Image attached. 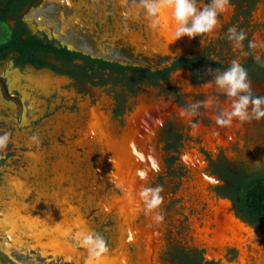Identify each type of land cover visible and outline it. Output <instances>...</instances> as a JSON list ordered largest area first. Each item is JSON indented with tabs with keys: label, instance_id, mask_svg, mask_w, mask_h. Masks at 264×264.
Segmentation results:
<instances>
[{
	"label": "flooded vegetation",
	"instance_id": "flooded-vegetation-1",
	"mask_svg": "<svg viewBox=\"0 0 264 264\" xmlns=\"http://www.w3.org/2000/svg\"><path fill=\"white\" fill-rule=\"evenodd\" d=\"M257 1L259 0H253V6H256ZM250 2L251 0H231L229 8L235 6L238 11H243L244 7L249 6L248 16H252ZM125 11L132 15L125 18ZM136 11L131 6V0L127 5L122 4L121 0H0V135L7 133L9 127L18 129L7 120L11 118L12 110L16 111L18 121L24 119V122L41 112L42 103L50 99L43 89L36 86V79L43 78L46 82L49 81L47 92L51 88L64 89L69 97L74 98L73 105L63 107L60 112L70 117V126L67 129L52 128L60 140L56 148L57 154L59 146L70 142L74 135L87 128L93 115L98 135L91 137L92 141L86 143L85 152L89 154L85 155L82 166L89 164L95 173V167L117 160L127 173L136 165L134 152L138 147L142 148L141 151L149 148L157 151L162 165H166L169 172L171 167L163 159L165 150L172 149L174 154L171 162L172 165H177V169L172 172L177 174V181L172 184V178L166 182L158 176L156 179L150 178L146 185H162V195L168 198L166 201H180L186 195H177V192L187 181L194 180L190 169L181 161L183 155L188 151H196L202 156L206 155V159L210 161V150L206 149L202 136L212 132L225 137L227 130L231 132L234 126L240 125L234 121L231 127L217 126L214 116L221 108H228L230 101L214 85L207 89L200 87L212 79L207 72L209 67L223 70L230 60L226 61L224 58V63V60L215 58L217 53L212 48L202 50L201 44L204 47L210 43L211 46L214 45L212 33L201 39L192 38L191 47L185 49L183 44L175 43L174 38H171L175 31L166 33L170 26V15L165 12L161 25L154 31L143 14L138 20L132 18ZM220 17L219 25L222 19ZM168 44L176 46L172 49ZM240 63L247 69L250 78H258L255 73L264 76V67L256 61L246 59ZM181 74L188 79L184 86L177 78ZM254 93L264 95L263 92ZM209 97L218 100L219 105L201 108L200 115L192 117L191 121L186 119V123L183 121L185 118L180 117L178 120L177 114L181 108ZM138 116L142 119H138ZM192 122L199 125L195 134L192 133ZM147 135L152 137L148 139ZM215 147L219 152V162L215 169L209 167L204 172L216 182L214 176L221 179L222 183L215 182V185L206 187L208 195L213 192L216 196L229 198L237 217L253 225L256 230L264 228V225L249 218L241 203L240 192L245 180L264 173L249 174L239 168L233 169L224 163L222 145L216 143ZM7 151L5 149L0 152V264H70L53 247V235L56 232L52 224L42 223L40 217L41 211L52 209L51 196L58 194L57 186L52 184V177H56L53 166H59L61 161L55 159L49 162L48 166L51 168H47L42 184L48 197L41 198L34 191L30 180L20 177L13 166L14 160L9 161V157L15 154ZM22 162L25 164V158ZM65 172L62 176L66 178V184H69V170ZM5 175L16 179L19 187L13 185V180L7 181ZM70 179L74 186V178ZM145 181L142 183L145 184ZM88 186L84 187L86 195L83 198L82 213L91 210ZM118 187L120 188L118 185L110 190L104 184L100 185V190L104 197L119 199L125 193V186L121 190ZM184 190L188 193L190 189L187 186ZM42 200L43 203L35 208L34 205ZM12 201L19 203L23 209L14 207ZM206 205L205 202L201 204V208H193L191 215L183 220L187 224L183 222L181 225L186 233L183 236L185 244L195 256L186 257L180 253L183 250L168 253L171 254L169 257H163L161 253L159 256L162 264H176L177 259L180 264H222L221 258L206 260L207 249L194 245L193 227L196 224L202 226L201 215ZM70 217L67 214L68 220ZM94 218L98 219L97 215ZM145 218L141 214L135 222ZM108 219L107 225L112 227L110 232H113L116 220L112 216ZM13 223L19 225L17 233L11 230L8 232ZM106 239L108 246L113 248L114 242L108 235ZM145 247L141 242L136 255L131 253L134 251L133 246L130 247L131 257L125 264H138L139 260L136 258L139 259L140 252ZM108 256L111 257V264L123 263L117 251L112 250ZM225 257L230 261L237 259L238 250L228 249Z\"/></svg>",
	"mask_w": 264,
	"mask_h": 264
},
{
	"label": "rangeland",
	"instance_id": "rangeland-1",
	"mask_svg": "<svg viewBox=\"0 0 264 264\" xmlns=\"http://www.w3.org/2000/svg\"><path fill=\"white\" fill-rule=\"evenodd\" d=\"M202 2L206 3V0H202ZM260 3H261V6H259ZM253 4L254 2L253 0H251L249 5L251 7L252 16L250 15L248 16L247 10L249 6L247 8L244 7L243 11H238V9H236L235 6L228 8V10L224 12L220 17L222 18L220 25H218L217 28L212 32V37L214 38L213 39L214 45L211 46V43H210L208 45H205L204 47V45L201 44L202 50L205 51L206 48H208L209 50L210 48H212L215 50V52L218 55V56L215 55L216 56L215 58L219 60H224L225 58L226 61L238 59L241 62L247 59L248 61L251 62V59H252L255 62V56L257 54H259L261 58H264V49H261L258 47L254 50H249L248 48L249 40H255L257 43L264 41V6L262 7V5H264V0L257 1L256 6H253ZM231 26H236L238 29H243L244 31H246L247 39L244 41V47L242 51L250 52L249 55H243L241 50L234 51L232 48V42L226 39L227 29ZM191 42H192V38H189L186 36L184 40L180 39L178 43L183 44V46H185V49H188L191 47ZM226 61L224 63H226ZM262 74H264V69L262 71ZM255 76L258 78H255V79L250 78L252 82L253 90L258 93H262V92L264 93V76L259 75L258 73L257 74L255 73ZM184 77L186 76L179 75L177 77L183 86L188 83L187 77L186 78ZM36 83H37L36 86L38 88L43 89V92L46 93V95L50 99L49 100L47 99V101L45 100L44 103H42L43 105H41V112L39 114L33 116L26 122H24V119H22L21 121H18V116L16 115V111L11 109L13 111L12 113H10L11 118H8L7 120L13 126L15 127L17 126L18 129L15 130L13 129V127L12 128L9 127L8 129L7 134H9L10 136V143L7 147V150H8L7 153L12 152L13 154H15L9 157V161L14 160L13 162L12 161L11 162L13 163V166L15 167V169L18 171V174L20 175V177L26 178L27 181L30 180L31 185L32 184L34 185L33 186L34 191L41 198L48 197V195L45 193L46 189L43 187L42 184L44 182L43 179H44L45 173L47 172V168H51L50 165L48 166L49 162H53V160L55 159L59 161L60 160L63 161L62 162L64 163L63 165L53 166V171L56 172V175H55L56 177H52V180L54 181L52 182V184L54 183L57 186L58 195L59 197L62 196L63 198L62 202L64 203V208L67 207V210L70 212L68 213L64 211V209L62 211L61 208H58L57 210L48 209L46 212H43L44 211L43 210L40 213L41 222L52 224V227L54 228L53 230L54 232H56L53 235L54 236L53 242L55 243L53 244V247H55L56 250H58L57 252H59V256L62 259L66 258L70 264H86V261L88 259L87 250L84 248L78 247L73 239V235L76 232L81 231V230L99 232L103 234L105 237L108 235L110 237V240L114 242L115 244L113 248L109 246V249H110L109 252H111L112 250L117 251L118 254H120L121 261L124 263L128 262L129 258L131 257L130 251H129L130 249L128 248L133 246L134 251L131 253L137 254L140 248L141 240L145 235L151 238L153 235L154 236L158 235L157 238L155 237L157 239L155 243L157 255L154 258L149 257L153 264L163 263V261L160 260V256H159L161 253L163 257L164 256L169 257L171 256L172 253H175L176 251L180 252V250H183L180 253L185 254L186 257L189 256V258H192L193 256H195V253L189 250L188 246L185 244L186 239L183 238V236L186 233H185L184 228L181 226L182 223L184 222L183 220H185V218L189 216L193 208L197 206H198L197 208H201V204L208 202V198L211 201L209 203V207L212 206L213 203L218 205V202L220 200L217 202V200L214 199L213 196L208 197L209 192L207 190H206L207 193L199 192V191L194 193V191L191 190L192 188L188 186L189 182L187 181L181 187V189L177 192V195H186L184 198H182V200L166 201L168 200V198H165V196L162 195L164 198L163 204H162V211L165 215L164 222L160 224H156V223L154 224V222L151 220L150 217H146L144 221L143 219H140L137 224V222H135L134 217L138 211L139 212L143 211V206L138 209L135 207L137 211L134 213V216H131L130 218H127L125 216L123 217L122 214L118 211L119 209L115 210V208L113 207V204H115L119 199L112 198L110 196L104 197V195L101 193L102 191L99 189L100 185L101 186L104 185L103 183L100 184L101 179L99 178L101 177L104 178V180L108 178L105 180V182H108L111 190L115 188V185L116 186L119 185L118 180L125 172L122 164L118 162L117 160L114 161L112 164L110 163L111 165L103 163L100 165L99 168L95 167V173H94L89 164L87 166L86 165L87 163H85V165L82 166L83 164L81 162L84 161L85 159L80 161V158H79L80 153L74 152L70 148L66 149L68 148L69 142H65L64 143L65 145L63 144V146H59L58 147L59 154H57L58 152L56 148L59 145L60 140L58 139V136H56V133L53 132V129L59 128V127H64L67 129L68 126H70V122H71L70 117H67L64 113H60V112L63 109V107L65 108L67 107V105H70V104L73 105L74 98L69 97V95H67L64 92L65 91L64 89L57 90L55 88H51L47 92V89L49 88L48 86L49 81L46 82L43 78L38 77L36 79ZM200 87L203 89H207V87L206 88L203 86H200ZM257 95H262V94H257ZM177 117H178V120H180L179 114H177ZM184 121H185L184 123H186L187 120L184 119ZM94 123H95V118L92 115V118H90L88 121L89 127H87L85 130L80 131L78 135H74L73 136L74 138L72 137L71 139L72 142L70 141V144H72L70 146H73V144L76 145L77 141L79 140H82V143H87L88 141L91 142L92 138L90 137H96L98 135L97 134L98 129L96 130V124ZM227 131L229 132V135H227L226 133L225 137H223L219 133L214 134L212 132H208L207 134H204L202 136L204 139L203 143L206 149H208V151L210 150L209 151L210 157H211L210 161L206 159V155L202 156V154H199L196 151H188L185 155H183V157L181 158L182 159L181 161L185 165V167H187L188 169L191 168L190 172L192 175L193 173L204 172V170L209 167H210L209 169H213V168L215 169L216 164L219 162V152H217V149H215L216 147L213 148V146L216 143L218 145L219 144L222 145V150H223L222 154L224 156L223 160L225 164H228L233 169L239 168V170L246 171L249 174L264 173V119H261L259 121L252 120L251 122H246L242 125L241 124L236 125L234 126L231 132L229 130ZM33 135H37L40 138L41 143L37 145L35 142L31 141L30 137ZM212 136H217L216 137L217 140H215L214 137ZM211 137L213 141H211ZM221 139L227 141V143L224 145V143L220 142ZM206 142L209 144L213 143L214 145L213 146L211 145L212 147H207V145L205 144ZM72 148H75V146ZM149 149H152V148H149ZM148 150H147V153H148V156L150 157L149 159L150 168H148L147 170L148 174L142 178L143 180H146L145 184H143L144 187L147 186L146 183L150 180V178L155 177L153 179H156L158 178V176H159V179H162L164 181L166 180V182H168L169 179L171 178H172V181L170 183L173 184L174 182H176L178 179L177 178L178 176L177 174L172 172V170L177 169V165H172V162H171L172 161L171 157L174 154L173 150L166 149L165 154H164V159H163L164 163H167L168 166L171 167L170 168L171 170H169V172L167 171L166 165H162V162L159 159L161 156L157 153V151H154V150L148 151ZM87 154L89 153L84 152V156ZM73 156H74V159H72L69 162H66L65 160L66 158L73 157ZM24 158H25V164L22 162ZM185 158H189L190 161H187L188 159L184 160ZM192 163L193 164L195 163V164L193 165ZM53 164H55V162L52 163V165ZM67 170H69L68 175L71 176L70 178H74V181H73L74 186L71 185L70 178H69V184L68 183L66 184L65 182L66 180L62 179V177H64V175L62 176V174H65L66 173L65 171ZM57 171H61L62 173L57 172ZM5 176L7 178V175ZM7 179L6 180L9 182L13 180V185L18 186L16 179H13L10 177H8ZM25 184L26 186H28L27 183ZM210 184L215 185L216 183H210ZM210 184H208L207 187L210 186ZM77 185H80L81 188H83L82 191L79 192L77 190L78 188ZM87 185H89L88 191H93L94 193H96L94 195V198L92 195L89 196V198L92 199V202L93 201L96 202V204L93 205V207H96V209L95 210L92 209L91 211H94V212H91V213L90 212H86V213L78 212L74 216L73 209L75 208L76 210L78 201L79 200L82 201L81 199L77 200L75 196H78V194H80L81 197L85 196L86 194H84L85 192L84 187H87ZM186 186H188L190 189L188 193L187 192L185 193V190H184ZM63 191L66 193L65 195L63 194ZM68 193L69 195L67 197ZM70 194L72 198L71 200L68 199L70 197ZM187 198H190V199H187ZM43 201L44 200L40 201L41 203L38 202L37 204H35L34 205L35 208H38V205L42 204ZM71 201L73 204L71 203ZM11 204L16 208H21V205L17 202L12 201ZM236 204H237V208L239 209V213H241V209L237 202ZM57 207H59L58 204H57ZM229 208L232 211V207L229 206ZM65 212L68 215L71 214L70 220L68 221H65L62 219L63 217H65V215L67 216ZM96 214H97L98 219L94 218ZM110 216H112L116 220L113 232H110L111 231L110 229L112 227L107 225L109 224L108 218ZM185 223L186 222H184L183 224ZM10 225L11 226H9V230H11L12 232L15 231L14 233H17L18 225H14V223ZM147 225L151 226V232H150L151 234L146 232L145 227ZM66 229H71V232L67 233V235L65 232ZM156 230H158L159 232ZM257 231L261 235L264 234V228L262 227H260ZM109 232L111 233V235H109ZM243 234H244V237L247 235L246 232ZM262 240L264 239L262 238L260 239V241L255 243L256 241L255 233L254 231L251 230V235L246 239V242L243 243L245 246L242 245V247L245 250L246 248H249L247 243H251L253 245V250H256V254L254 256L255 264L264 263V246H263L264 242H261ZM68 249H70L71 251ZM168 253H171V254H168ZM104 259L105 260H102L101 262L102 264H109L112 261L111 257H109L108 255L105 256ZM216 259H219V258H216ZM168 260H171V259H168ZM140 261H141V258H140ZM223 261L225 262L226 259ZM237 261L238 260L233 261L232 263H228V264H240ZM147 262L149 263V259L147 260ZM176 262L180 264L179 259H177ZM244 264H247V262H244Z\"/></svg>",
	"mask_w": 264,
	"mask_h": 264
},
{
	"label": "clouds",
	"instance_id": "clouds-1",
	"mask_svg": "<svg viewBox=\"0 0 264 264\" xmlns=\"http://www.w3.org/2000/svg\"><path fill=\"white\" fill-rule=\"evenodd\" d=\"M124 5L129 4V0H121ZM131 6L137 9L134 19L143 18L149 22L152 30H157L161 25L164 13L170 12L171 19L175 24L174 41L183 36L189 38H203L211 34L219 25V17L231 6V0H131ZM125 18L132 14L128 11L123 13ZM226 39L232 42L233 50H243L244 41L247 39V33L243 29L231 26L227 29ZM264 49V41L257 43L255 40H249V50L256 48ZM243 55H249L250 52H243ZM215 60V58H213ZM255 61L261 67H264V59L259 54L255 56ZM207 72L212 79L205 82L203 86L212 87L213 85L230 101L228 108H221L214 116V121L219 127H231L235 122L241 125L252 120L264 119V95H257L252 88V82L247 69L238 59H233L223 70L209 67ZM219 105V101L209 97L205 100L196 101L180 109L181 118L189 119L200 115L201 108H212L213 105ZM193 134L198 130L199 125L196 122L191 123ZM30 140L37 145L41 143L37 135L30 137ZM10 143V136L7 133L0 135V152L7 149ZM143 175V174H141ZM163 186L155 187L145 186L139 191L138 195L142 202L143 212L146 217L160 224L164 222L165 215L162 211L163 204ZM66 234L71 229L65 230ZM73 239L78 247L84 248L88 252L86 264H101V261L108 255L110 249L106 237L95 231L81 230L73 235Z\"/></svg>",
	"mask_w": 264,
	"mask_h": 264
},
{
	"label": "bare ground",
	"instance_id": "bare-ground-1",
	"mask_svg": "<svg viewBox=\"0 0 264 264\" xmlns=\"http://www.w3.org/2000/svg\"><path fill=\"white\" fill-rule=\"evenodd\" d=\"M167 15H170V19L169 23L170 26L167 28V32H172L175 31V24L174 21H172L171 19V13L167 12ZM171 38H174V36H172ZM186 36L181 37L180 39H185ZM170 39V37L168 38ZM180 39L175 40L174 42L177 43L180 41ZM156 42V41H155ZM173 42V41H172ZM171 43V42H170ZM116 44V43H115ZM180 44V43H179ZM169 45V44H168ZM114 46V45H113ZM121 46V45H120ZM176 45H173V47L171 45H169V48H175ZM185 48V47H184ZM182 49V48H181ZM116 50V49H115ZM122 55V54H121ZM184 73V72H182ZM185 74V73H184ZM182 75V74H181ZM187 75V74H186ZM174 78V77H173ZM186 78V77H184ZM182 85V84H181ZM96 110V109H95ZM138 119H142L141 116L137 117ZM151 118V117H150ZM136 121V120H135ZM184 121V120H183ZM138 122V120H137ZM136 122V123H137ZM160 123V122H159ZM140 124V123H139ZM137 125V124H136ZM89 127V126H87ZM103 128V127H102ZM86 129V128H85ZM92 129V128H91ZM94 129V128H93ZM107 130V128H106ZM101 132V131H100ZM108 132V131H107ZM149 133V132H148ZM208 133V132H207ZM227 135H229V132L226 131ZM86 134V133H85ZM211 134V133H210ZM231 134V133H230ZM87 135V134H86ZM103 135V134H102ZM125 135V134H124ZM152 135V134H151ZM151 135H147L148 139L150 137H152ZM218 135V134H217ZM109 136V135H108ZM214 137L215 140L217 136H212ZM211 137V141L212 140ZM74 138V137H73ZM91 138V137H90ZM220 139V138H219ZM226 139V138H225ZM94 140V139H93ZM75 141V140H74ZM142 141V140H141ZM210 141V142H211ZM72 142V141H71ZM89 142V141H88ZM208 142V141H207ZM205 143L207 145V147H212L214 144L212 143ZM221 143H224V145L227 143V141L222 140L220 141ZM108 143V142H107ZM229 143V142H228ZM86 144V143H85ZM65 145V144H64ZM108 145V144H107ZM110 145V144H109ZM118 145V144H117ZM212 145V146H211ZM216 145V144H215ZM215 145L213 146V148L215 147ZM120 146V144L118 145ZM126 146V145H125ZM132 146V145H131ZM137 146V145H136ZM113 147V146H112ZM121 147V146H120ZM115 148V147H114ZM142 149V148H141ZM141 149L138 147L135 148V152H134V159H135V163L136 165H134L133 167H131L129 169V171L126 173V171L123 173V175L120 177V179L118 180V184L120 187H124L125 186V190H124V195L119 198V200L113 204V207L115 208V210H118L122 216L130 218L131 216H134V213L137 211L138 208L142 207V202L140 200V197L138 195L139 191L142 189V187H144L143 183H142V178L148 174L147 170L148 168H150V162L149 159L150 157L148 156L147 150H143L141 151ZM216 149V148H215ZM196 153V152H195ZM128 155V154H127ZM188 156V155H187ZM131 159V158H130ZM129 159V160H130ZM160 159V158H159ZM188 159V160H187ZM193 159V158H192ZM184 160L190 161L189 158H185ZM186 161V162H187ZM193 162V161H192ZM112 164V163H111ZM110 164V165H111ZM133 164V163H132ZM193 164V163H192ZM195 164V163H194ZM193 164V165H194ZM99 166V165H98ZM66 167V166H65ZM115 167V166H114ZM191 169V168H190ZM97 170V169H96ZM154 170V169H153ZM161 170V169H160ZM150 171V169H149ZM101 174V173H100ZM118 174V173H117ZM143 174V175H141ZM208 174V173H207ZM205 172H199V173H193V178L195 179L191 182L188 183V186L190 188H192L191 190L195 192L199 191V192H206V187L208 184L210 183H215V179L213 177L208 176ZM102 175V174H101ZM189 175V174H188ZM60 177V176H59ZM94 178V177H93ZM98 178V177H97ZM148 178V177H147ZM108 179V178H107ZM106 180V179H105ZM92 181V180H91ZM110 182V181H109ZM8 183V182H7ZM217 183V182H216ZM148 184V183H147ZM116 186V185H115ZM195 186V187H194ZM19 187V186H18ZM26 187V186H25ZM114 187V186H113ZM187 187V186H186ZM100 189V188H99ZM120 189V188H119ZM20 190V189H19ZM111 190V189H110ZM121 190V189H120ZM77 191V190H76ZM26 192V191H25ZM121 192V191H120ZM190 193V192H189ZM23 195V194H22ZM15 196V195H14ZM202 196V195H201ZM205 196V195H204ZM209 196V195H208ZM112 197V196H111ZM94 198V196H93ZM66 200V199H65ZM211 201L208 198V203H210ZM67 204V203H66ZM73 204V203H72ZM77 204V203H76ZM216 204H212V207H214L216 209V214H217V220H215L217 222V228L215 227H210L208 224L205 225L203 228H199V225L196 224V226L193 227V236H194V243L198 242V244H205V247L207 249V253H206V257H211V259L213 258H219V256H222L223 251H224V246L226 245V243H224L225 241H227L226 238H224L225 235V231H229L231 230L232 234L230 236V240H232V244L231 245H235L238 247L239 250L241 251V255L238 259V263L240 264H244L245 262V258H248V253H246L245 249L242 247V245H244L243 243L246 242V239L251 235V230L249 228H246L243 226L242 223H239L237 220H235L233 218V213L231 211V209L229 208V206L231 207V204L228 200H221L218 202V205L215 206ZM24 207V206H23ZM104 207V206H103ZM137 209H136V208ZM27 208V207H26ZM108 208V207H107ZM208 208L210 209L211 206ZM10 209V208H9ZM23 209V208H21ZM15 210V209H14ZM18 210V209H17ZM205 210V209H204ZM214 210V209H213ZM51 211V210H50ZM215 211V210H214ZM28 212V211H27ZM109 212V211H108ZM7 213V212H6ZM23 213V212H22ZM41 213V212H40ZM69 213V212H68ZM13 214V213H12ZM28 214V213H27ZM47 214V213H46ZM64 214V213H63ZM115 214V212H114ZM48 215V214H47ZM38 216V215H37ZM104 216V215H103ZM195 216V215H194ZM52 217V216H51ZM89 217V216H88ZM106 217V216H105ZM121 217V216H120ZM192 217V216H191ZM11 218V217H10ZM13 218V217H12ZM48 218V217H47ZM75 218V217H74ZM80 218V217H79ZM83 218V217H82ZM126 219V218H125ZM7 220V219H6ZM106 220V219H105ZM55 221V220H54ZM61 221V220H60ZM68 221V220H67ZM104 221V220H103ZM130 221V220H129ZM144 221V219H143ZM209 221V220H208ZM33 222V221H32ZM36 222V221H35ZM134 222V221H133ZM8 223V222H7ZM53 223V222H52ZM127 223V222H126ZM125 223V224H126ZM192 223V222H191ZM209 224H211V221L208 222ZM6 224V223H5ZM56 224V223H55ZM138 224V223H137ZM151 224V223H150ZM155 224V223H154ZM15 225V224H14ZM130 225V224H129ZM7 226V225H6ZM19 226V225H18ZM17 226V227H18ZM45 226V225H44ZM64 226V225H63ZM214 226V225H213ZM35 227V226H34ZM145 227V226H144ZM27 228V227H26ZM67 228V227H66ZM74 228V227H73ZM146 232L150 233L151 232V226L147 225L145 227ZM18 230V229H17ZM50 231V230H49ZM8 232L9 229H8ZM15 232V231H14ZM246 232V236L244 237V234ZM124 233V232H123ZM143 233V232H142ZM145 233V232H144ZM52 234V233H51ZM54 234V233H53ZM63 234V233H62ZM151 234V233H150ZM191 234V235H192ZM209 234V236H208ZM61 235V234H60ZM67 235V234H66ZM113 235V234H112ZM141 235V234H140ZM40 236V235H39ZM158 236V235H157ZM157 236L153 235L152 238L145 235L142 238V243H144V245L146 246L145 249H143V251H139L141 254V256H139V259L136 258L137 260H139L138 264H153L150 260L149 257L154 258L156 256V238ZM156 237V238H155ZM199 237V238H198ZM66 238V237H65ZM57 239V238H56ZM59 241V240H58ZM51 242V241H50ZM235 242V243H234ZM140 243V242H139ZM165 243V242H164ZM9 244V243H8ZM7 245V243H6ZM22 246V245H21ZM245 246V245H244ZM264 246V245H263ZM68 247V246H67ZM129 247V246H128ZM158 247V246H157ZM77 248V247H76ZM136 248V247H135ZM56 249V248H55ZM59 249V248H58ZM130 249V248H128ZM161 249V248H160ZM217 249V250H215ZM261 249V248H260ZM60 250V249H59ZM70 250V249H68ZM82 250V249H81ZM119 250V249H118ZM58 251V250H57ZM71 251V250H70ZM130 251V250H129ZM133 251V250H132ZM245 251V252H244ZM23 252V251H22ZM137 252V251H136ZM158 252V251H157ZM84 254V253H83ZM109 254V253H108ZM78 255V254H77ZM125 255V254H124ZM136 255V254H135ZM82 256V255H81ZM122 256V255H121ZM118 257V256H117ZM73 258V257H72ZM76 258V257H75ZM141 258V261H140ZM65 259V258H64ZM74 259V258H73ZM133 259V258H132ZM149 259V263L147 262V260ZM223 259V258H222ZM261 259V258H260ZM225 260V259H224ZM65 261V260H64ZM77 262V261H76ZM112 262H110L109 264H111ZM136 263V262H135ZM121 264H125L124 262ZM155 264V263H154ZM264 264V263H263Z\"/></svg>",
	"mask_w": 264,
	"mask_h": 264
},
{
	"label": "water",
	"instance_id": "water-1",
	"mask_svg": "<svg viewBox=\"0 0 264 264\" xmlns=\"http://www.w3.org/2000/svg\"><path fill=\"white\" fill-rule=\"evenodd\" d=\"M138 51H139V49H138ZM70 145H72V144H70V142H69V144H68V148H66V149H72V151H74V152H78V153H80V156H79V158H80V161H82L84 158H85V156H84V152H85V150H86V144L85 143H82V140H79V141H77V143H76V145L75 144H73V146H70ZM82 145V146H81ZM75 146V148H72V147H74ZM65 158V157H64ZM72 159H74V157H69V158H66L65 160H66V162H69V161H71ZM61 162H63L62 160H60ZM60 162V164H59V166H61V165H63L64 163H61ZM190 169V168H189ZM107 177V176H106ZM215 178H216V180H217V184H220V183H222V181H221V179H219V178H217L216 176H214ZM61 179V178H60ZM62 179L63 180H66V178L65 177H62ZM101 179V183H104L105 184V186L107 187V188H109L110 189V186H109V184H108V182H105V180H104V178H100ZM107 179V178H106ZM57 182H59V181H57ZM66 182V181H65ZM210 185H212V184H210ZM78 186V188H77V190L80 192V191H82V189L83 188H81V186L80 185H77ZM119 188V187H118ZM121 188V187H120ZM89 193H90V195H92V196H94L96 193H94L93 191H89ZM63 194L65 195L66 193L63 191ZM68 195H69V193L67 194V197H68ZM210 196L212 197H214V199H216L217 200V202L220 200V199H226V200H228L229 202H230V204H231V206H232V208H233V218L236 220H239V222L240 223H244L245 225H247L248 227H250V228H253L254 229V233H255V239H256V241H255V243L256 242H258V241H260V239H264V234H259V232L255 229V227L253 226V225H251V224H249L248 222H246V221H243V220H241L239 217H237L236 216V214H235V210H234V207H233V203H232V201L229 199V198H227V197H220V196H216L213 192H211L210 193ZM52 197V196H51ZM76 198H77V200H79V199H81L82 201H78V204H77V207H76V210H75V208L73 209L74 210V212H73V215L75 216V214H77L78 212L79 213H81V209H82V204H83V198H84V196L83 197H81L80 196V194H78V196H75ZM54 198V199H53ZM53 198H52V201H53V206H52V209H58V208H61L62 209V211H63V209H64V211H66V212H70V211H68L67 210V207H65L64 208V203L62 202V199L63 198H60L59 197V195L57 194V195H53ZM69 200H71L72 198H71V194H70V197L68 198ZM73 201V200H72ZM72 201H71V203H72ZM88 202H89V204H90V207H91V210L92 209H96V207H93V205H95L96 204V202H92V199H88ZM207 203V205L205 206V210H204V212L202 213V226L201 227H199V228H203L205 225H209L211 228L212 227H215V228H217V222L215 221V220H217V214H216V209L214 208V207H212L211 206V208L209 209L208 208V205H209V203L208 202H206ZM57 204H58V206L59 207H57ZM98 204V203H97ZM217 205V204H216ZM215 205V206H216ZM78 209V210H77ZM215 211H214V210ZM90 210V213L91 212H94V211H91ZM65 212V213H66ZM67 214V213H66ZM95 214V213H94ZM141 214H144V212L143 211H141V212H137L136 214H135V217H134V219H136V218H138ZM72 215V216H73ZM97 215V214H96ZM70 216H71V214H70ZM63 220H65V221H67L68 219H67V216L65 215V217H63L62 218ZM209 220V221H208ZM211 221V224H209L208 222H210ZM214 225V226H213ZM231 234H232V232H231V230H229L228 232L227 231H225V235H224V238H226L227 239V241H225L224 243H226V245L224 246L225 248H224V251H223V256H220L219 258H224V259H226V261L224 262L223 260H221V263L222 264H228V263H232L233 261H236V260H238V258L240 257V255H241V251L242 250H239L235 245H231L233 242H232V240H230V236H231ZM208 236H209V234H208ZM199 238V237H198ZM261 242H264V240H262ZM235 243V242H234ZM248 244V246H249V248H246V253H248L249 254V257L248 258H245V262H247V264L248 263H250V264H255L254 263V260H255V258H254V256H255V254H256V250H253V245L251 244V243H247ZM135 245V244H134ZM194 245H196V246H198V247H204L205 249H206V247H205V244L203 243V244H201L200 245V243L198 244V242H196V243H194ZM230 248H235L236 250H238V257H237V259H235V260H233V261H230V260H228V258L227 257H225V254H226V252H227V250L228 249H230ZM244 251V252H245ZM205 259L206 260H211V257H206L205 256ZM213 259H216V258H213Z\"/></svg>",
	"mask_w": 264,
	"mask_h": 264
},
{
	"label": "trees",
	"instance_id": "trees-1",
	"mask_svg": "<svg viewBox=\"0 0 264 264\" xmlns=\"http://www.w3.org/2000/svg\"><path fill=\"white\" fill-rule=\"evenodd\" d=\"M240 190L241 203L249 218L264 225V174L249 177Z\"/></svg>",
	"mask_w": 264,
	"mask_h": 264
}]
</instances>
